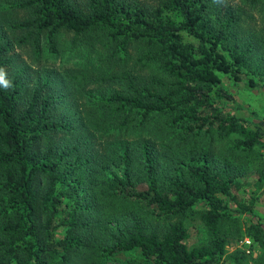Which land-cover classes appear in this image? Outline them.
<instances>
[{"label":"trees","instance_id":"obj_1","mask_svg":"<svg viewBox=\"0 0 264 264\" xmlns=\"http://www.w3.org/2000/svg\"><path fill=\"white\" fill-rule=\"evenodd\" d=\"M63 37L108 63L70 111L72 80L43 63ZM0 69V264H232L227 206L253 197L214 142L247 154L264 128L221 83L264 87V0H0ZM198 204L206 240L188 247Z\"/></svg>","mask_w":264,"mask_h":264},{"label":"rangeland","instance_id":"obj_2","mask_svg":"<svg viewBox=\"0 0 264 264\" xmlns=\"http://www.w3.org/2000/svg\"><path fill=\"white\" fill-rule=\"evenodd\" d=\"M66 42L65 37L60 39V47H62L59 51L60 57L56 54L55 58L43 59V63L47 65L53 61L56 67L65 70L62 71V74L67 72L65 74L67 79L72 80L69 94H67L68 97L58 106L59 109L70 111L72 108L70 101L72 99L81 108V103L89 101L88 96L93 97V94H96L95 85L97 82L87 83L81 82V80L103 74L105 68L107 69L108 63H106L102 55L84 59L87 58L84 49L69 54L65 50ZM35 69L31 64V69L26 72L31 81L35 78ZM246 78L247 76L244 74L239 81H234L228 77L222 78V88L232 95L231 100H222L224 108L236 113L237 116L250 123L261 121L264 128V87L260 85L250 87L245 82ZM70 80L68 81L70 82ZM214 143L217 154L221 155L224 153L226 158L241 170L239 195L243 196L245 200H248L250 196L253 197L252 209L248 212L231 211L228 208L230 205L227 206L228 214L232 215V219L228 221L231 229L227 236L224 256L229 257L231 255L230 262L232 264H259L262 257H264V243L259 245L257 241H253L249 236V232H252L250 224L253 222L260 224L264 228V139L262 145L254 146L247 154L232 153L230 149L231 139L229 138L215 140ZM236 155L240 156L235 159L234 156ZM200 207V204L196 205V211L193 215L181 217L187 228L188 236L185 243L188 247L195 246L206 240L203 226L199 219L198 210L201 209Z\"/></svg>","mask_w":264,"mask_h":264},{"label":"clouds","instance_id":"obj_3","mask_svg":"<svg viewBox=\"0 0 264 264\" xmlns=\"http://www.w3.org/2000/svg\"><path fill=\"white\" fill-rule=\"evenodd\" d=\"M0 86L7 89L11 86V82L6 79V73L4 70L0 69Z\"/></svg>","mask_w":264,"mask_h":264}]
</instances>
